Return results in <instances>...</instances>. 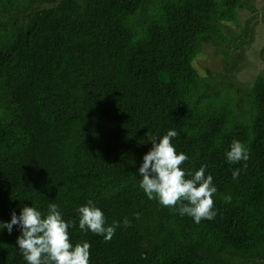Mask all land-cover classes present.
<instances>
[{"label": "trees", "instance_id": "1", "mask_svg": "<svg viewBox=\"0 0 264 264\" xmlns=\"http://www.w3.org/2000/svg\"><path fill=\"white\" fill-rule=\"evenodd\" d=\"M245 7L0 0V221L55 203L76 222L70 241L90 244V264H264V73L245 96L236 79L256 16L242 35L225 25ZM207 44L224 53V68L202 76L194 61ZM169 129L189 157L181 167L206 165L213 176L212 220L194 223L139 188L151 137ZM233 140L248 148L246 166L226 161ZM88 200L121 222L111 240L80 231L76 210ZM19 235L0 232V264H26Z\"/></svg>", "mask_w": 264, "mask_h": 264}, {"label": "clouds", "instance_id": "2", "mask_svg": "<svg viewBox=\"0 0 264 264\" xmlns=\"http://www.w3.org/2000/svg\"><path fill=\"white\" fill-rule=\"evenodd\" d=\"M177 135L174 129H169L162 136L151 137L152 147L143 156L138 169L139 188L148 199L175 209L181 217H191L194 223L212 220L217 215L213 200L217 187L213 176L207 172L206 165L195 171L181 167L189 157L177 151L172 143ZM249 155L248 148L239 140H233L225 153L229 164L245 162V166ZM239 175L240 169L232 171L234 180ZM76 211L80 231H90L105 241L111 240L121 226L120 221L109 224L93 200L78 206ZM123 225L130 227L131 221L124 218ZM14 226L20 231L16 244L26 264H90V244L70 241L69 228L76 227V222L65 220L55 203H50L46 212L34 204L23 206L19 215L13 211L9 222L0 221V232L7 230L11 234Z\"/></svg>", "mask_w": 264, "mask_h": 264}, {"label": "rangeland", "instance_id": "3", "mask_svg": "<svg viewBox=\"0 0 264 264\" xmlns=\"http://www.w3.org/2000/svg\"><path fill=\"white\" fill-rule=\"evenodd\" d=\"M262 5H264V0H248L247 8L238 9V22H227L225 25L230 26L234 32L242 35L244 32L243 25H245V21L251 16L249 7L254 6L259 8L260 11H263ZM257 19H261V16ZM251 39L253 43L247 46V50L243 54V59L238 64L239 69L236 74L237 84L242 88L241 96H245L247 89L254 84L259 74L264 73V62L260 54L264 46V24L260 23L256 26L255 37ZM236 50V54L241 51L240 49ZM194 64L202 76H206L208 69L214 72H221L224 68V53L216 52L213 46L207 44L196 57ZM231 95L234 101H237L239 98L236 91H232Z\"/></svg>", "mask_w": 264, "mask_h": 264}, {"label": "flooded vegetation", "instance_id": "4", "mask_svg": "<svg viewBox=\"0 0 264 264\" xmlns=\"http://www.w3.org/2000/svg\"><path fill=\"white\" fill-rule=\"evenodd\" d=\"M246 8V7H245ZM244 8V9H245ZM264 11V10H263ZM249 12L251 13V11L249 10ZM263 12L262 11H260L259 10V8H257V12H255V14H252L251 13V16H256V17H252V19H251V21H250V24H249V29H250V31L252 32L255 28H256V26L258 25V24H264V15L262 14ZM250 16V17H251ZM261 16V19H257L258 17H260ZM249 19V18H248ZM245 23H246V21H245ZM244 26V25H243ZM247 36H248V38L249 39H251V33H248L247 34ZM250 42H251V44L253 43V40L251 39L250 40ZM263 48H264V46H263ZM262 48V49H263ZM262 51V50H261Z\"/></svg>", "mask_w": 264, "mask_h": 264}]
</instances>
